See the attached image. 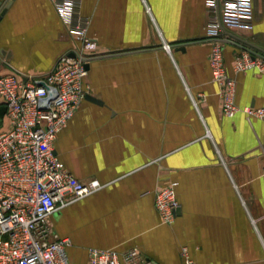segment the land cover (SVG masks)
<instances>
[{
	"label": "crops",
	"instance_id": "crops-1",
	"mask_svg": "<svg viewBox=\"0 0 264 264\" xmlns=\"http://www.w3.org/2000/svg\"><path fill=\"white\" fill-rule=\"evenodd\" d=\"M206 1L80 0L99 47L86 95L102 103L84 97L53 147L70 174L103 187L50 216L71 264H87L89 248L129 247L184 264L182 246L196 264H264V119L221 111ZM253 18L224 37L239 107H264V72L232 69L236 37L264 50V0ZM75 46L50 0H11L1 17L0 55L22 74L48 73ZM170 183L178 210L164 224L154 193Z\"/></svg>",
	"mask_w": 264,
	"mask_h": 264
},
{
	"label": "built area",
	"instance_id": "built-area-1",
	"mask_svg": "<svg viewBox=\"0 0 264 264\" xmlns=\"http://www.w3.org/2000/svg\"><path fill=\"white\" fill-rule=\"evenodd\" d=\"M67 32L79 44L61 55L41 76L22 74L0 55V109L6 126L0 128V264H71L67 237L54 230L50 216L57 209L103 187L96 179L70 174L54 153V140L73 117L87 93L85 63L98 54L87 36L88 19L80 0H50ZM254 0H207L205 34L211 43L209 66L219 87L221 111L233 117L264 119V107H239L236 81L226 71L223 57L228 30L251 29ZM169 51L168 44L163 45ZM73 54L71 56L70 54ZM9 70L4 72V69ZM235 73L264 72V57L241 50L234 58ZM175 183L157 188L154 205L161 222L171 224L177 213ZM184 264H196L187 247L180 248ZM87 264H155L136 247L123 251L89 248Z\"/></svg>",
	"mask_w": 264,
	"mask_h": 264
},
{
	"label": "water",
	"instance_id": "water-1",
	"mask_svg": "<svg viewBox=\"0 0 264 264\" xmlns=\"http://www.w3.org/2000/svg\"><path fill=\"white\" fill-rule=\"evenodd\" d=\"M10 2L11 0H5V1H1L0 0V20H1V17L3 16L6 8L10 5ZM236 39H238L240 42H241V47L242 49H245V50H248L254 54H258V55H261L264 57V50L263 49H260L259 47H257L256 45L244 40V39H241L239 37H236ZM239 45V44H238ZM254 50H261V53H257L255 52ZM71 56H73V54L71 53L70 54ZM89 61V60H88ZM88 61L85 63V67L87 68L88 67ZM85 98L91 100V101H94V102H97L99 104H101L102 102L89 96V95H85ZM178 210V209H177Z\"/></svg>",
	"mask_w": 264,
	"mask_h": 264
},
{
	"label": "rangeland",
	"instance_id": "rangeland-1",
	"mask_svg": "<svg viewBox=\"0 0 264 264\" xmlns=\"http://www.w3.org/2000/svg\"><path fill=\"white\" fill-rule=\"evenodd\" d=\"M88 19V25H87V36L95 43V50L94 53L96 54V52L98 51L99 47L97 45V43L94 41V39H92L89 34H88V28H89V24H90V18L88 16H85ZM72 39L75 41L76 44H79L77 40H75L73 38V36H71ZM6 126V120L4 118V111L0 109V128H4Z\"/></svg>",
	"mask_w": 264,
	"mask_h": 264
}]
</instances>
